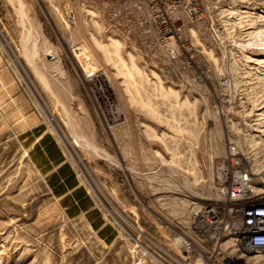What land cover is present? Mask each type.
I'll list each match as a JSON object with an SVG mask.
<instances>
[{"label":"rangeland","instance_id":"rangeland-1","mask_svg":"<svg viewBox=\"0 0 264 264\" xmlns=\"http://www.w3.org/2000/svg\"><path fill=\"white\" fill-rule=\"evenodd\" d=\"M258 109L264 0H0V264H264Z\"/></svg>","mask_w":264,"mask_h":264},{"label":"built area","instance_id":"built-area-1","mask_svg":"<svg viewBox=\"0 0 264 264\" xmlns=\"http://www.w3.org/2000/svg\"><path fill=\"white\" fill-rule=\"evenodd\" d=\"M258 199H264V194H248L242 199L252 203L247 204L242 211L244 226L241 227L238 249L243 256L262 260L264 259V202H255Z\"/></svg>","mask_w":264,"mask_h":264},{"label":"bare ground","instance_id":"bare-ground-1","mask_svg":"<svg viewBox=\"0 0 264 264\" xmlns=\"http://www.w3.org/2000/svg\"><path fill=\"white\" fill-rule=\"evenodd\" d=\"M48 56L51 55L50 52H47ZM259 108H262V106H260ZM259 110V109H258ZM261 112H259L257 115L261 116V117H264V109L262 110H259ZM248 171V170H247ZM245 168H243V166L240 165L239 162H235V164L233 165V170L231 171V176H232V179L234 181V183L236 182V186H234L231 191H230V196L229 197L230 199H234L235 201H239V200H242L244 199L249 193H251L252 191V195H260V194H264V187L263 188H259V189H251L252 187L250 186V182H251V178L250 176L253 177V175L255 174L253 171H250L247 172ZM247 174V176L245 177L244 174ZM257 174V173H256ZM264 184V181L262 182ZM253 184V183H252ZM250 187V188H249ZM251 190V191H250ZM233 207V206H232ZM235 211L237 213H240V209H238V205H236V209ZM207 213L205 211H201V214H200V211L197 212V216H195V222H199V219L200 216H205ZM201 229V228H199ZM198 229V230H199ZM204 231H206L205 233H210V232H207L209 231V228H204ZM237 235H235L234 237V245H238L239 243V236L241 235V227L238 228V231H237ZM204 233V234H205ZM208 236V235H207ZM210 236V234H209ZM211 236H214L213 234H211ZM212 238V237H211ZM210 239V238H209ZM211 240V239H210ZM237 247V246H236ZM239 247V246H238ZM237 249V248H236Z\"/></svg>","mask_w":264,"mask_h":264},{"label":"water","instance_id":"water-1","mask_svg":"<svg viewBox=\"0 0 264 264\" xmlns=\"http://www.w3.org/2000/svg\"><path fill=\"white\" fill-rule=\"evenodd\" d=\"M137 264H143V263H137Z\"/></svg>","mask_w":264,"mask_h":264}]
</instances>
